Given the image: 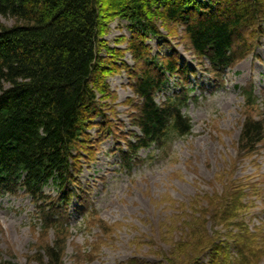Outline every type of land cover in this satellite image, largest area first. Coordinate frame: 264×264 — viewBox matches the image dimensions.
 <instances>
[{"label": "trees", "instance_id": "16d2710c", "mask_svg": "<svg viewBox=\"0 0 264 264\" xmlns=\"http://www.w3.org/2000/svg\"><path fill=\"white\" fill-rule=\"evenodd\" d=\"M113 21L128 36L111 47L103 37ZM262 35L264 0H0V195L24 194L37 204L52 187L60 205L67 207L76 193L83 201L78 156L93 160L98 135L124 140L118 154L127 171L140 150L191 132L182 108L194 72L172 49L174 40L196 65L220 72L251 52ZM152 40L159 42L155 52ZM126 54L132 65L123 60ZM121 73L136 99L126 102L138 130L133 142L118 133L121 124L108 121L115 111L107 100L116 97L108 79ZM170 79L179 92L156 102ZM90 129L98 134L92 137ZM263 138L264 123L246 119L239 143L253 149ZM45 210L54 214L43 222H57L55 207ZM218 239L209 247L226 257L229 246ZM235 245L241 256L243 248ZM62 251L47 246L46 264H63Z\"/></svg>", "mask_w": 264, "mask_h": 264}, {"label": "rangeland", "instance_id": "374dc122", "mask_svg": "<svg viewBox=\"0 0 264 264\" xmlns=\"http://www.w3.org/2000/svg\"><path fill=\"white\" fill-rule=\"evenodd\" d=\"M120 35L128 32L113 21L103 39L113 47ZM257 41L234 66L212 72L174 40L172 49L194 72L187 77L192 93L182 108L191 132L140 150L124 171L118 154L124 140L107 132L95 137L97 129H90L102 141L89 163L78 156L85 198L79 193L57 222H43L47 203L0 195V264H46L51 244L63 249V264H264V138L253 149L239 143L246 119L264 123V36ZM149 44L155 52L159 42ZM123 60L132 65L128 54ZM174 82L166 93L178 92ZM108 83L116 96L107 100L115 111L106 113L108 121L121 124L118 133L133 142L138 130L126 102L136 99L124 73ZM45 196L59 202L52 188ZM216 237L229 246L226 257L210 249Z\"/></svg>", "mask_w": 264, "mask_h": 264}]
</instances>
